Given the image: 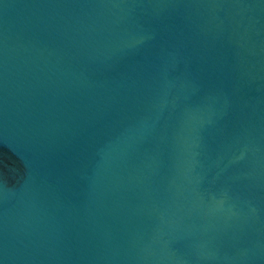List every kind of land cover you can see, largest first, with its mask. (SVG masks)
<instances>
[{
	"label": "water",
	"instance_id": "1",
	"mask_svg": "<svg viewBox=\"0 0 264 264\" xmlns=\"http://www.w3.org/2000/svg\"><path fill=\"white\" fill-rule=\"evenodd\" d=\"M0 264H264V0H0Z\"/></svg>",
	"mask_w": 264,
	"mask_h": 264
}]
</instances>
